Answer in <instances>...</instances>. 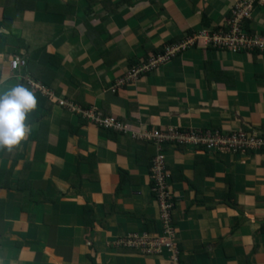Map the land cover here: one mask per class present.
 <instances>
[{"label": "crops", "instance_id": "1", "mask_svg": "<svg viewBox=\"0 0 264 264\" xmlns=\"http://www.w3.org/2000/svg\"><path fill=\"white\" fill-rule=\"evenodd\" d=\"M239 1L0 0V91L23 83L38 101L30 135L0 150V264H172L171 252L117 246L163 231L148 135L171 126L262 135L264 52L198 44L117 86L175 41L225 27ZM246 23L264 36V7ZM68 100L140 137L97 127L60 106ZM165 152L180 264H264V152Z\"/></svg>", "mask_w": 264, "mask_h": 264}, {"label": "built area", "instance_id": "2", "mask_svg": "<svg viewBox=\"0 0 264 264\" xmlns=\"http://www.w3.org/2000/svg\"><path fill=\"white\" fill-rule=\"evenodd\" d=\"M255 6L264 7V0H241L233 10L232 17L223 28L217 30L203 29L186 36L181 42L167 46L165 51L154 54L148 61H142L131 66L125 78L120 80L117 87L125 83L139 80L142 74L150 73L161 65H164L186 50L202 44L220 51L235 52H264V36L246 31L243 26L244 20L252 17ZM20 58L12 61L14 69L23 65ZM38 89L46 96L48 90L41 86ZM116 90V89H115ZM115 92V91H113ZM74 112H82L90 123L105 130L129 133L134 138H139L137 132L131 131L130 127L119 119L103 115L95 107L81 110V107L71 102H60ZM148 140L156 145L158 155L152 163L151 181L152 193L159 201L162 212V233L151 235L145 233H130L117 240V246L136 249L148 255H160L164 252L172 253V264H180V250L175 242L176 232L172 225V214L175 200L171 191L172 173L167 170V146H193L197 149L217 152L244 154L249 151L264 152V136L257 132H246L239 130L232 135H221L215 131L187 130L181 131L177 127H169L166 130H155L148 135Z\"/></svg>", "mask_w": 264, "mask_h": 264}, {"label": "clouds", "instance_id": "3", "mask_svg": "<svg viewBox=\"0 0 264 264\" xmlns=\"http://www.w3.org/2000/svg\"><path fill=\"white\" fill-rule=\"evenodd\" d=\"M7 79V76H0V86H3ZM37 105L34 90L23 83L0 91V150L11 153L19 149L30 135L28 117L35 111Z\"/></svg>", "mask_w": 264, "mask_h": 264}, {"label": "trees", "instance_id": "4", "mask_svg": "<svg viewBox=\"0 0 264 264\" xmlns=\"http://www.w3.org/2000/svg\"><path fill=\"white\" fill-rule=\"evenodd\" d=\"M256 7V6H255ZM246 22H248V20H244V22H243V26H244V29L246 30V31H248L247 30V26H246ZM180 40V39H179ZM179 40H177L178 42H181V41H179ZM178 42H174V43H172V44H175V43H178ZM165 49H166V47H165ZM165 49H164V51H165ZM163 52V51H162ZM51 80H52V77H51ZM46 88H48L49 86V83H47V82H44V84H43ZM43 97L44 98H46V97H48V96H46V95H43ZM68 102H71V103H73V104H75V105H77V106H79V107H81V110L83 111V110H88V109H90L88 106H80L79 104H76V103H74V102H72V101H69L68 100ZM62 108H64V106L63 105H60ZM66 110H69L68 108L66 109ZM77 113V112H76ZM76 115H78V116H80L81 118H83L84 120H87L85 117H83V114H82V112H78ZM88 121V120H87ZM89 122V121H88ZM262 133V135L264 136V132H261ZM183 145H181V147H182ZM122 237V236H121ZM120 238V237H119ZM123 248V247H122ZM94 261V260H93ZM96 264V263H95Z\"/></svg>", "mask_w": 264, "mask_h": 264}, {"label": "rangeland", "instance_id": "5", "mask_svg": "<svg viewBox=\"0 0 264 264\" xmlns=\"http://www.w3.org/2000/svg\"><path fill=\"white\" fill-rule=\"evenodd\" d=\"M167 48V47H166ZM177 128H179V127H177ZM181 131H187V130H198V129H181V128H179Z\"/></svg>", "mask_w": 264, "mask_h": 264}]
</instances>
